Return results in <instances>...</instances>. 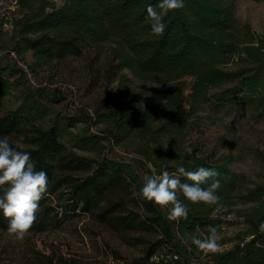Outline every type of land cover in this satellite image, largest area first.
<instances>
[{"label":"trees","instance_id":"16d2710c","mask_svg":"<svg viewBox=\"0 0 264 264\" xmlns=\"http://www.w3.org/2000/svg\"><path fill=\"white\" fill-rule=\"evenodd\" d=\"M59 1L18 0L23 13L12 22L19 34L13 48L20 55L30 53L34 59L30 67L34 68L77 55L85 47L99 49L110 44V66L120 78V106L112 101L107 111L99 113L95 122H105V133L78 135L79 146H95L101 139L132 145L137 156L144 155L153 164L157 176L165 170L173 173L180 165L187 170L215 168L221 174L219 203L207 206L184 200L189 208L187 220L169 222L158 206L142 197V213L115 216L124 230L161 236L149 244L146 255L128 264H197L195 246L188 245L187 252L183 251L181 236L206 238L210 225L220 231L223 218L214 213L217 207L225 208L224 214L235 213L245 229L233 247L208 255L210 263L201 264H264V233L259 231V223L264 221V182L239 190L236 174L226 160L200 155L196 146L181 153L175 147L176 135L205 103L244 106L264 119V34L248 23L237 22L236 0H184V8L164 18L167 27L162 37L151 34L146 20L147 6L157 0ZM15 71L13 66L0 67V138L8 137L17 150L29 152L36 170L45 171L48 177L47 192L30 231L42 230L59 219V210L65 215L79 212L77 208L92 211L112 189L133 185L141 189L140 174L124 157L66 152L61 137L69 134L67 128L77 122V116L61 115L60 119L58 114L46 120L52 111L44 97L55 99L41 88L31 89L23 77H13ZM185 77L191 78L188 87L182 82ZM134 81L147 85L143 90L132 89L128 83ZM186 88L190 91L187 97ZM13 138L20 144L13 143ZM154 152L158 159L151 157ZM77 168L86 174H61ZM180 179L190 183L185 177ZM64 186L69 188L67 199L72 202L59 209L60 205H52L53 195ZM240 203L250 206L235 207ZM115 209L116 205H108L99 215H111ZM7 226L0 210V229L7 230ZM156 249L162 255L150 260Z\"/></svg>","mask_w":264,"mask_h":264},{"label":"rangeland","instance_id":"374dc122","mask_svg":"<svg viewBox=\"0 0 264 264\" xmlns=\"http://www.w3.org/2000/svg\"><path fill=\"white\" fill-rule=\"evenodd\" d=\"M60 2L57 0L56 3ZM236 8L235 17L240 25L248 23L251 29L264 34V0H236ZM22 13L18 0H0V67L13 66L17 70L13 77H23L31 89L41 88L55 99L44 97L52 111L46 120L58 114L60 119L63 115L77 116V122L67 128L69 134L61 137L66 152L84 157L121 156L133 162L142 181L145 175H154L153 164L144 155L137 156L132 145H116L111 140L101 139L95 146L81 147L77 141V136L83 133L104 134L105 122H95L98 114L107 111L112 101L120 106L121 91L117 92L121 88L120 78L110 66V44H103L99 49L85 47L77 55L31 68L34 60L31 54L20 55L13 48L19 34L12 22ZM182 82L188 87L191 78L185 77ZM129 84L136 90H143L147 85L138 81ZM184 93L187 97L189 89L186 88ZM86 128L88 130L84 132ZM13 140L20 144L19 139ZM195 146L200 155L226 160L236 174L239 190L264 182V119L257 118L246 107H216L208 103L199 106L175 137V147L180 153ZM151 157L158 159L159 155L154 152ZM61 174L83 177L86 170L77 168ZM67 191L66 186L58 190L53 195L52 205L58 204L61 209L72 202L67 199ZM139 193L140 189L134 185L115 188L108 191L99 206L90 212L77 208L79 212L65 215L59 210V219L52 220L42 230L29 231L23 241L15 240L7 230L0 229V264H128L146 255L149 244L161 236L155 232L124 230L114 218L142 213ZM108 205H116L113 214L100 216ZM248 206L245 203L235 205L237 208ZM160 210L167 218V209ZM224 211L223 207L214 210L223 218L219 231L220 252L233 247V242L245 229L235 213L224 214ZM187 237L181 236V243L182 238ZM182 244L183 251L187 252L188 245ZM162 253L161 249H156L149 259H159ZM203 255L197 251L193 253L197 264L210 263L209 256Z\"/></svg>","mask_w":264,"mask_h":264},{"label":"clouds","instance_id":"9594fccd","mask_svg":"<svg viewBox=\"0 0 264 264\" xmlns=\"http://www.w3.org/2000/svg\"><path fill=\"white\" fill-rule=\"evenodd\" d=\"M184 6V0H157L156 4H149L146 20L150 24L151 34L162 37L167 27L164 18L169 12ZM188 151L191 152V149ZM220 175L215 168L200 166L195 170H187L180 165L173 173L165 170L158 176L145 175L139 195L161 209H167L169 221L179 222L187 220L189 215L184 200L207 206L219 203ZM181 176L190 183L182 182ZM47 186V173L36 170L30 153L17 150L10 144L8 137L0 138V210L8 220L7 232L15 240L23 241L33 227ZM259 231L264 233V221L259 223ZM220 239L218 227L210 225L206 238L190 235L182 238V243L194 245L198 252L209 255L221 251Z\"/></svg>","mask_w":264,"mask_h":264},{"label":"built area","instance_id":"2783aa9c","mask_svg":"<svg viewBox=\"0 0 264 264\" xmlns=\"http://www.w3.org/2000/svg\"><path fill=\"white\" fill-rule=\"evenodd\" d=\"M174 256H176V255H174ZM177 257V256H176Z\"/></svg>","mask_w":264,"mask_h":264}]
</instances>
